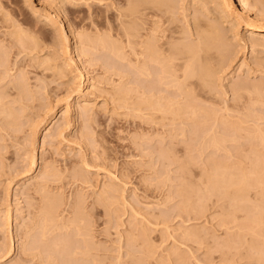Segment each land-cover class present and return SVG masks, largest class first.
Returning a JSON list of instances; mask_svg holds the SVG:
<instances>
[{"label":"rangeland","instance_id":"374dc122","mask_svg":"<svg viewBox=\"0 0 264 264\" xmlns=\"http://www.w3.org/2000/svg\"><path fill=\"white\" fill-rule=\"evenodd\" d=\"M246 1L239 21L223 0L167 13L226 49L194 121L130 104L128 62L94 42L124 45L128 1L0 0V264H264V95L232 92L264 89V30L247 28L264 18Z\"/></svg>","mask_w":264,"mask_h":264},{"label":"bare ground","instance_id":"6f19581e","mask_svg":"<svg viewBox=\"0 0 264 264\" xmlns=\"http://www.w3.org/2000/svg\"><path fill=\"white\" fill-rule=\"evenodd\" d=\"M126 1H128L127 3L129 5V6L127 5V7H128V10H127L128 16L127 17H129V20L123 26L122 33L120 35L124 40V45L122 46V45H120V43L116 42V40L114 41V40H111L108 38H104L103 36L101 38L98 37L97 39L92 38V40L94 41L96 39L97 42L96 41H94V42L95 43L100 42L105 48H107L113 54V56H116V58H118L120 60H126L128 62L129 73L131 75L130 77H132V79H133L132 82H134L135 80H138V81L134 82V84H136V85L139 84L137 86L134 85L135 87L127 88V90H126L127 94L130 92V95L132 93L133 94L134 93L139 94V96H137V98L139 99L138 100L139 102L136 101L137 99L136 100L131 99L132 102L130 104H132L133 106L140 105V106H142V108H141L142 110L146 109V110L151 111L153 113H154V111L159 112V113L171 112L170 114L173 113V115L181 114V113H188L187 117L188 118L191 117L193 119V118H197L198 113L203 112V113H206V117H207L208 114H210V112L205 108V106L201 103V101L209 99L208 95L212 91V87H213L212 77H213V74L216 70V65L221 64V62L224 58V55H225V53H223V51L226 49H225V46H222L223 44H221V42H220V36L217 35V32L215 31V29L211 28L210 25H207L210 28H207L206 26H204L206 29H203L202 28L203 25L201 27V23L199 24V23H197L198 21H195L196 23H195V25H193L195 33L194 32L193 33L197 37L196 38L197 42L195 41L193 43L190 40L191 38L187 39V38H189V37H187V34H185L184 31H182L180 29L177 30L176 29L177 27H175V25L173 26L174 23L172 24L170 18L167 17V13L169 12L170 7H172V5H173V0H126ZM223 1H224V3H226V5H228V7H230V13L235 14L236 20L237 19H238V21L240 20L239 12L241 15H247V17H248V13L250 12L251 8L249 7V3L246 0H238L237 4H239V5H237V4L235 5V1L233 2V0H223ZM225 1H227V2H225ZM255 3H256V5H261L260 8L261 7L263 8V6H264V0H255ZM141 6L143 8H145V10H146V8L150 10L149 12L151 13L152 17H156V22L150 21L147 23L148 19L143 18L145 16H140V15H143V14H141L142 13L141 10H144V9H141L139 12V7H141ZM255 7L257 8V6H255ZM260 8H259V11H255V12H257L255 14L257 19L261 18L262 16H263L262 18H264V15H263V13H264L263 9L264 8L262 10ZM262 11H263V13H262ZM130 17H131V19H130ZM254 18H255V16H254ZM48 20H50L51 22L52 21L54 22V19L52 17L48 18ZM139 20H141V21H139ZM160 21H162L163 24H158V22H160ZM146 23H147V26L143 27V24H146ZM247 28L249 30L263 31L264 30V24H260V25L255 24L254 25L252 23V24L248 25ZM15 31L16 32H14V33L17 36H22V33H24V30H22L23 32L21 30L17 31V29ZM22 39H23V37H22ZM88 39L90 40L91 38L87 37V40ZM92 40H90V41H92ZM123 47L127 48V52L122 51ZM70 60L73 61V57ZM0 65H1V63H0ZM79 75H81V74H79ZM140 83L142 85H140ZM17 86H19V83L17 84ZM21 86L19 89H21ZM118 88H119V86H118ZM19 89L17 88V90H19ZM124 89H126V88H124ZM232 89H233L232 92L236 93L235 95H237V93H240L241 91H247V92L252 91V93L254 92L255 95L258 97H260L261 95L262 96L264 95V91H263L264 89H262V86L260 87V86L253 85L250 88L249 85L247 87L246 85L242 84V82L241 83L237 82L233 86ZM120 90H121V88H120ZM215 95H216V93H215ZM0 96L2 97V95H0ZM263 98H264V96H263ZM210 99H211V97H210ZM1 100H2V98H1ZM136 108L132 107V109H134V110ZM7 110H9V109L7 108ZM9 111H12V110H9ZM5 112L6 111L4 110V113ZM134 112L136 113V111H134ZM138 112H140V110H138ZM11 113L13 116H16L13 114V112H11ZM11 113H9V114L7 113L8 116H11ZM67 113H68V108L66 106L65 112L63 114L67 115ZM164 115H166V114H164ZM140 116L142 117V115H140ZM12 117H10L9 119H11ZM173 117L174 116H172V118ZM175 118L176 117H174V119ZM63 120H65V119H63ZM193 120L195 121V119H193ZM8 122H10V121H8ZM13 122H14V120H13ZM10 123H12V122H10ZM260 131L261 130H259L258 132H260ZM260 138L263 142L264 136L260 135ZM212 141H214V140H212ZM32 159H33V157H32ZM30 162L34 163V160L30 159ZM33 163H32V165H33ZM263 177H264V175H263ZM222 179H224V178H222ZM241 180H243V179H241ZM232 185H234V184H232ZM224 187H226V185ZM107 189L109 191L110 188H107ZM242 189H244V188H242ZM241 191L242 190H240V193H238V194H242ZM260 194H262V193L260 192ZM238 197H240V196L238 195ZM46 199H47V196H46ZM47 206H50V205H47ZM47 209L45 210V212L47 211ZM76 210H77V208H76ZM49 211L50 210L47 211L48 214L50 213ZM78 213L81 214L80 212H78ZM44 217H45V215H44ZM44 217H43V219H44ZM47 217H49V216H47ZM8 218H9V216H8ZM49 222H51V220H49ZM71 223H73V222H71ZM82 227L85 228V226H82ZM79 229L80 230L78 232L83 230L81 228H79ZM45 232H47V231H45ZM42 233H44V232H42ZM84 234H85V232H84ZM81 235H83L82 231H81ZM9 238H11V236ZM60 238H62V237H60ZM11 240H12V238L9 241L10 244H11ZM58 243L59 242H57V244ZM10 244H9V246H10ZM8 249H9V251L12 250V249L10 250V247ZM7 252H8V250H7ZM74 252L75 251H73V253ZM83 252H82V254L85 253V252L84 253ZM8 253H10V252H8ZM75 254L80 255L81 252L76 251Z\"/></svg>","mask_w":264,"mask_h":264}]
</instances>
